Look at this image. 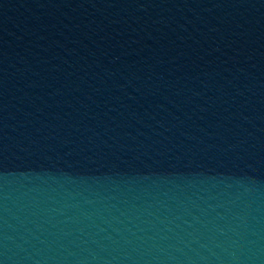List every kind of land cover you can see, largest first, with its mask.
Returning <instances> with one entry per match:
<instances>
[{"label":"water","instance_id":"1","mask_svg":"<svg viewBox=\"0 0 264 264\" xmlns=\"http://www.w3.org/2000/svg\"><path fill=\"white\" fill-rule=\"evenodd\" d=\"M0 264H264V0H0Z\"/></svg>","mask_w":264,"mask_h":264}]
</instances>
